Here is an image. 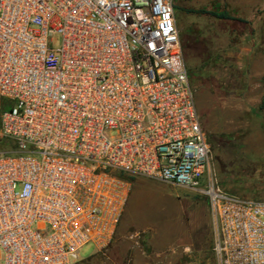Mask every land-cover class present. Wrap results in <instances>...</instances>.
<instances>
[{
	"label": "built area",
	"instance_id": "built-area-1",
	"mask_svg": "<svg viewBox=\"0 0 264 264\" xmlns=\"http://www.w3.org/2000/svg\"><path fill=\"white\" fill-rule=\"evenodd\" d=\"M174 0H0V264H82L131 178L206 195L218 264H264V200L224 190Z\"/></svg>",
	"mask_w": 264,
	"mask_h": 264
},
{
	"label": "rangeland",
	"instance_id": "rangeland-1",
	"mask_svg": "<svg viewBox=\"0 0 264 264\" xmlns=\"http://www.w3.org/2000/svg\"><path fill=\"white\" fill-rule=\"evenodd\" d=\"M181 49L221 187L264 200V0H174ZM228 11L223 19L205 12ZM179 18V20H178ZM13 100L0 99V112ZM0 136V150L11 149ZM206 195L137 176L115 236L80 252L82 264H218Z\"/></svg>",
	"mask_w": 264,
	"mask_h": 264
},
{
	"label": "trees",
	"instance_id": "trees-1",
	"mask_svg": "<svg viewBox=\"0 0 264 264\" xmlns=\"http://www.w3.org/2000/svg\"><path fill=\"white\" fill-rule=\"evenodd\" d=\"M185 11H189V12H205V13H209L213 16L219 17V18H223V19H229V18H234L228 11H216V10H207V9H188L186 8ZM262 108H264V104L262 106ZM11 148L13 147L12 145L10 146Z\"/></svg>",
	"mask_w": 264,
	"mask_h": 264
},
{
	"label": "crops",
	"instance_id": "crops-1",
	"mask_svg": "<svg viewBox=\"0 0 264 264\" xmlns=\"http://www.w3.org/2000/svg\"><path fill=\"white\" fill-rule=\"evenodd\" d=\"M214 1L215 0H196L197 4H200V5H208V4L213 3ZM185 9H186V6H183L182 11H185Z\"/></svg>",
	"mask_w": 264,
	"mask_h": 264
}]
</instances>
